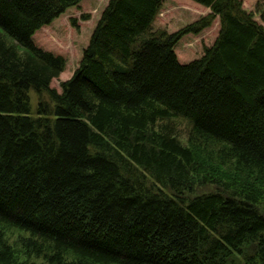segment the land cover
<instances>
[{
    "label": "trees",
    "instance_id": "obj_1",
    "mask_svg": "<svg viewBox=\"0 0 264 264\" xmlns=\"http://www.w3.org/2000/svg\"><path fill=\"white\" fill-rule=\"evenodd\" d=\"M80 1L0 0V264H264V27L241 0L173 32L163 0H108L58 92L32 35Z\"/></svg>",
    "mask_w": 264,
    "mask_h": 264
},
{
    "label": "rangeland",
    "instance_id": "obj_2",
    "mask_svg": "<svg viewBox=\"0 0 264 264\" xmlns=\"http://www.w3.org/2000/svg\"><path fill=\"white\" fill-rule=\"evenodd\" d=\"M108 0H82L77 6L70 7L48 25L42 26L32 35L38 47L59 55L64 59V69L58 77L50 81L49 86L60 91L59 83L69 78L81 58L82 50L87 45L91 31ZM263 0H241L242 7L253 13V18L264 27ZM197 6V7H195ZM258 6V7H257ZM204 7L191 0H163L153 21V29H164L173 32L200 17L206 12ZM205 8V7H204ZM212 24L194 36L184 35L175 45L174 52L180 63H187L199 58L204 47L210 46L218 31V23ZM190 45V46H189ZM32 111L36 107L37 95L29 92ZM175 135L185 143L189 123L176 119L170 123ZM211 187L202 186L194 194L209 191ZM36 264H46L40 258Z\"/></svg>",
    "mask_w": 264,
    "mask_h": 264
},
{
    "label": "crops",
    "instance_id": "obj_3",
    "mask_svg": "<svg viewBox=\"0 0 264 264\" xmlns=\"http://www.w3.org/2000/svg\"><path fill=\"white\" fill-rule=\"evenodd\" d=\"M193 5H194V4H193ZM194 6H195V5H194ZM195 7H197V6H195ZM201 9H204V11H206V12H202V11H201L200 15H201V14L204 15V14H206L207 12H209V9L206 8V7H205V8H204V7H201ZM214 21H215V23H218V18L216 17V18L214 19ZM214 21H213V22H214ZM215 23H214V24H215ZM203 30H204V29H203ZM188 35H189L190 37H191V36H194L193 34H188Z\"/></svg>",
    "mask_w": 264,
    "mask_h": 264
}]
</instances>
